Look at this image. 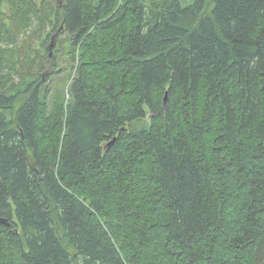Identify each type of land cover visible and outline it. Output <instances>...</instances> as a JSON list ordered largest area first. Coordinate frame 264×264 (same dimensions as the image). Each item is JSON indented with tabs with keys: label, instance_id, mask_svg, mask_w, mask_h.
<instances>
[{
	"label": "trees",
	"instance_id": "1",
	"mask_svg": "<svg viewBox=\"0 0 264 264\" xmlns=\"http://www.w3.org/2000/svg\"><path fill=\"white\" fill-rule=\"evenodd\" d=\"M11 4L73 75L0 72V264H261L264 0Z\"/></svg>",
	"mask_w": 264,
	"mask_h": 264
},
{
	"label": "rangeland",
	"instance_id": "2",
	"mask_svg": "<svg viewBox=\"0 0 264 264\" xmlns=\"http://www.w3.org/2000/svg\"><path fill=\"white\" fill-rule=\"evenodd\" d=\"M43 0H32L35 7L41 12V8L46 9L48 6L45 4L42 6ZM191 0H183V3H189ZM18 7L11 4V0H1L0 4V26L3 22L8 28L9 32H0V72H10L14 82L20 83L21 75L28 70L30 75H36L42 70L46 69L45 74V87L44 92L47 95L48 100L51 98L53 101L63 102L67 101L70 93V82L73 75L72 61L69 59V50L72 45V39L68 34L58 33L53 31L54 25L49 21L40 23L39 19L30 14V20L25 22L24 30L23 25L18 28L16 20L13 18L18 17V20H22V15L17 13ZM30 22V24H29ZM1 29V28H0ZM48 35V36H47ZM44 42V46L41 44ZM50 58L45 59V67L40 68L36 61L30 62V58L33 56L41 55L46 56L43 52L44 47H50ZM22 51V52H19ZM25 51V52H24ZM54 51L56 65L50 64V59ZM34 57V58H35ZM14 63V68L17 72L8 70L11 68V64ZM59 70V72H57ZM25 73L23 75H25ZM147 122L146 119L144 120ZM72 252V248L68 247Z\"/></svg>",
	"mask_w": 264,
	"mask_h": 264
},
{
	"label": "water",
	"instance_id": "3",
	"mask_svg": "<svg viewBox=\"0 0 264 264\" xmlns=\"http://www.w3.org/2000/svg\"><path fill=\"white\" fill-rule=\"evenodd\" d=\"M166 101H167V93L165 92L164 93V96H163V99H162L163 106L166 105ZM0 222H3V223H6L7 224V220L6 219L0 218ZM261 264H264V259H263V261H262Z\"/></svg>",
	"mask_w": 264,
	"mask_h": 264
}]
</instances>
